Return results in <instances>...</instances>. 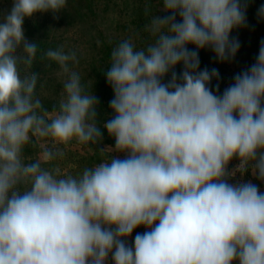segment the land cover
<instances>
[{
    "label": "clouds",
    "instance_id": "clouds-1",
    "mask_svg": "<svg viewBox=\"0 0 264 264\" xmlns=\"http://www.w3.org/2000/svg\"><path fill=\"white\" fill-rule=\"evenodd\" d=\"M67 4L13 0L0 13V264H264V192L229 182L249 172L264 182V41L222 94L210 87L218 71L199 60L201 49L235 58L231 33L247 26V4L161 0L164 16L146 5L151 42L126 38L111 50L103 123L77 52L41 51L25 36L26 19L56 18ZM38 58L58 65L51 107L37 91ZM102 129L114 146L98 147ZM81 146L109 155L64 171L59 162Z\"/></svg>",
    "mask_w": 264,
    "mask_h": 264
},
{
    "label": "trees",
    "instance_id": "trees-1",
    "mask_svg": "<svg viewBox=\"0 0 264 264\" xmlns=\"http://www.w3.org/2000/svg\"><path fill=\"white\" fill-rule=\"evenodd\" d=\"M12 2L13 0H0V13L9 11ZM160 3L161 0H68L66 9L56 18L52 13H37L34 17L26 19L25 36L29 41H39L41 51L63 45L66 52L70 49L77 52L79 65L75 70L81 74L89 90H93L98 97L100 101L97 109L98 118L103 123L112 114L109 102L113 98V91L107 84L104 72L110 64L111 50L126 38H132L137 48H143L150 43L151 37L144 30L150 16H145L144 9L147 5L151 8V14H156ZM157 14L167 15L163 11H158ZM246 19V27L234 29L231 33V37L237 39L240 44L234 59L221 62L211 49L199 50L200 70L216 69L219 73V78H214L210 84L211 89L218 94H222L225 88L233 83V77L237 73L255 63L260 44L264 41V32L260 33L259 22L247 15ZM188 47L195 50L192 45ZM47 63L38 58L34 70L41 74L37 91L45 106L51 107L62 91V81L57 75L58 65L53 62L51 67H46ZM182 70L183 66L177 65L175 69L177 74ZM40 84L43 85L42 88ZM102 131L101 146H114V139L107 134L106 130L102 129ZM95 150L93 159H99L101 154L98 149L95 148ZM34 154L31 149L26 151L28 156ZM80 159H82V161L79 160L81 169L93 166L92 158L88 159L81 155ZM59 163L63 170L65 166L68 167V161ZM71 173L76 172L71 170ZM142 229L144 228L136 229L133 235L135 236L137 232L142 233Z\"/></svg>",
    "mask_w": 264,
    "mask_h": 264
},
{
    "label": "rangeland",
    "instance_id": "rangeland-1",
    "mask_svg": "<svg viewBox=\"0 0 264 264\" xmlns=\"http://www.w3.org/2000/svg\"><path fill=\"white\" fill-rule=\"evenodd\" d=\"M242 3H246L247 4V10H246V15L248 17H252L255 18V21L259 22V27H260V33L264 32V18H261L258 16V9L261 7V5H264V0H242ZM101 148H106L109 146H113V145H104L101 146L98 145ZM95 147H93L91 150H89L88 147H72L71 149H69L68 154L66 156V158L63 161H68V167L65 169L64 171L66 172H70L71 170L75 171V172H79L81 171V165L79 166L80 161H82V159H80V156L83 155L85 156V158H94L95 157ZM100 158L99 159H93L92 161V165L94 166L95 164H98L100 162H102L104 159H106L109 155V151L105 150V152L102 154L99 151ZM114 155L119 156L120 158H124V154L121 153H114ZM102 156V157H101ZM106 156V157H105ZM105 157V158H104ZM86 163V162H85ZM238 160H233L231 162V164L229 165V169H234L235 166L237 165ZM89 165H91V163L88 162ZM64 168V167H63ZM246 181H251L252 183L256 184L261 192H264V182H261L260 180L256 179V177H254L250 172L244 174L243 176H241L239 173H236V175L230 179L229 182L231 183H239V182H246ZM142 233L145 231L144 229L141 230ZM135 236L133 235L132 237L129 238L128 243H132L133 238ZM108 264H112L111 260H109Z\"/></svg>",
    "mask_w": 264,
    "mask_h": 264
}]
</instances>
